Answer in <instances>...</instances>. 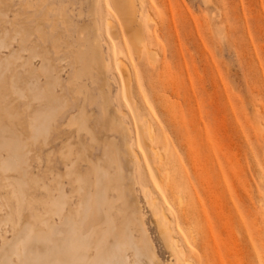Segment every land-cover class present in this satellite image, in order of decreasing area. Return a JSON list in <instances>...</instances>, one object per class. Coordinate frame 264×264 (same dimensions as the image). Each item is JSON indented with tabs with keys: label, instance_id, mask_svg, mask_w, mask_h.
Wrapping results in <instances>:
<instances>
[{
	"label": "rangeland",
	"instance_id": "1",
	"mask_svg": "<svg viewBox=\"0 0 264 264\" xmlns=\"http://www.w3.org/2000/svg\"><path fill=\"white\" fill-rule=\"evenodd\" d=\"M113 3L0 0V201H10L0 218L43 216L62 188L73 211L77 177L97 167L110 175L101 213L88 214L76 253L52 264H264V0H145L127 27ZM14 34L23 49L10 65ZM34 41L68 100L36 140L33 108L11 87L22 64L40 63ZM1 224L0 246L12 237Z\"/></svg>",
	"mask_w": 264,
	"mask_h": 264
},
{
	"label": "bare ground",
	"instance_id": "2",
	"mask_svg": "<svg viewBox=\"0 0 264 264\" xmlns=\"http://www.w3.org/2000/svg\"><path fill=\"white\" fill-rule=\"evenodd\" d=\"M101 1L102 0H99L100 4H101ZM115 1L117 3L116 4L117 6L114 3L113 4L116 7V11L120 16L122 23L125 24L124 25L125 27L129 26V23L132 19V14H133L132 6L134 4L136 5L138 4L141 11L145 9V0H115ZM118 10L120 13L118 12ZM108 20H107V23H108ZM115 29H116L115 26H113L112 29L110 28V30H112V33L114 34L113 36L115 35L118 36V33H117L118 31H116ZM37 31H39V29H37ZM4 36L5 38L8 37V31H5ZM110 36L112 38V35ZM137 37L138 36L135 35V38ZM16 39H17V36L16 34H14L12 36V40L10 43L5 41L6 44H8L7 47L12 48V45ZM21 45L22 46L20 50H17V49L15 50L14 48H12L11 53L7 55L6 58L8 59L7 61H9L10 65L14 59H19L18 57L20 55L18 53H20L21 49H23V44ZM31 50H32V53L37 55V57L40 59V63L36 65L35 67H32L29 70H27L24 64H22V66L17 70V72H15L13 78H11V87H12V92L17 95L18 99L26 100L27 106L33 108L31 112L27 111V117H28L29 125L32 131V134L30 132L32 138L29 136L28 139L30 138V139L36 140L37 138H39L41 134L43 133L46 134L47 126L51 123V121L54 118L58 116V114L60 113V110H62L68 105L67 103L68 100L66 98V95L63 93V91L58 96L54 94L55 86L57 85L59 86V84L60 86H63L62 76H61L62 72L57 71V68H55L54 65L50 63L49 58H47L44 53L38 52L40 49H39L37 41L33 42V46ZM147 50L149 54H152V50H150L149 46H147ZM89 57L90 56L88 55L86 48H81L77 51V59L79 60V62H81L84 65L85 69L89 68L91 64L90 63L91 58L89 59ZM0 59H1V54H0ZM25 59L23 62L26 63L27 61ZM121 63H124V62H121ZM110 64H111L110 60H107L105 63V66L110 68ZM122 69L123 70L121 71L122 72L124 71L125 73L124 72L123 73L126 74V77H125L126 79L124 80L129 81L131 77L130 70L126 69V67L124 66L122 67ZM81 74L82 72H79V71L77 72V77L79 79L81 77ZM127 85L128 83L126 84V86ZM128 91L129 89L127 86L126 92ZM127 96H129V92ZM19 111H17V109H14L13 112H15L16 115H14L15 113L13 115L15 116V118L20 113ZM149 136L152 139L154 138V134L152 130L149 131ZM130 148H131L133 155L135 157L138 156V150L136 149L134 144H131ZM137 159H139V156ZM2 167H5V166L2 164ZM93 169H94L93 170L94 173H92V176L90 177L78 176L77 177V181L79 182L78 192L80 194V200L77 202L76 206L73 207V211L71 210L65 211L64 209V207L69 204V201H68L67 194L64 192L62 188L60 194L56 198H50V200L46 201V203L49 204L50 208H47V210H45L44 213L46 214L43 216H40V217L37 216L36 218L32 219L30 217L20 216L22 214H21V211H19L18 217L15 218L12 215L11 210H10L8 211L6 216L0 218L1 220L0 222L3 223L4 226L6 227V228L4 227L6 229L5 231H8L7 230L8 225H11V230H12V237L5 238L4 243L0 246V264H52L57 261H61L62 258L68 259L69 256H71V254L76 253L77 246L81 244L80 242L82 240L81 237L85 236L84 233L87 227L86 220H87L88 214L91 213L92 211L101 213L102 202L105 203V201H103V198H104L103 185L105 183L104 181H107L105 185L107 187V183H108L110 175L106 171L99 172L97 167H94ZM94 183L98 186V190L96 193L92 192L91 190V187L94 186ZM15 194L16 192L13 195ZM176 197L179 200V202L182 204L183 195L177 192ZM145 198L147 201H149L148 195H146ZM0 202L4 206L5 205L10 206L9 200L7 201L5 200L4 202L0 201ZM23 203H24L23 200L18 201L19 205H23ZM29 204H31V202ZM162 213L163 215L167 216L165 212L162 211ZM57 214H60V217L62 219L61 223H55L53 220V216ZM72 215L76 216L77 221L75 220L76 218L74 217H73L74 220L71 219ZM158 226L160 229L161 228L160 225ZM163 229H166V228L163 227ZM124 231L127 237L132 239L133 241L132 243L134 244V246L136 247L139 253V251L143 249L141 246V243L137 241L134 242L135 235L130 231V229L128 231V228H126L124 229ZM0 235L5 237V234L0 233ZM115 244L118 245L119 242L115 241ZM169 244L171 245V243ZM173 248H174V245L172 249ZM13 258H16L18 261L15 262ZM179 260H180V263L184 262V259L181 256L179 257Z\"/></svg>",
	"mask_w": 264,
	"mask_h": 264
},
{
	"label": "crops",
	"instance_id": "3",
	"mask_svg": "<svg viewBox=\"0 0 264 264\" xmlns=\"http://www.w3.org/2000/svg\"><path fill=\"white\" fill-rule=\"evenodd\" d=\"M6 94V93H5Z\"/></svg>",
	"mask_w": 264,
	"mask_h": 264
}]
</instances>
